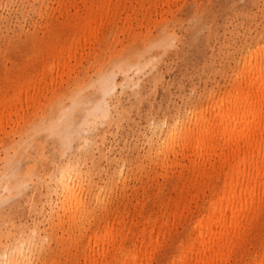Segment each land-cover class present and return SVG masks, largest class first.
I'll return each mask as SVG.
<instances>
[{
    "label": "bare ground",
    "instance_id": "1",
    "mask_svg": "<svg viewBox=\"0 0 264 264\" xmlns=\"http://www.w3.org/2000/svg\"><path fill=\"white\" fill-rule=\"evenodd\" d=\"M56 2L58 16L31 37L29 55L6 68L0 81V207L17 197L13 209L21 216L15 221L0 210V264H152L165 246L161 264H264V38L243 53L228 91L169 121H154L145 135L161 177L176 175L160 210H146L143 199L126 213L113 205L111 220L85 230L96 208L102 212L109 202L95 178L102 171L118 179L123 174L119 159L100 147L106 133L122 122L127 91H140L141 77L155 65L152 49L167 50L175 36L168 28L146 35L141 46L98 61L95 77L75 73L62 88L50 89L52 72L68 71L87 42L106 40L107 26L126 10V0ZM48 137L60 146L59 160L58 147L46 151ZM72 147L77 155L66 154ZM54 241L62 247L51 257Z\"/></svg>",
    "mask_w": 264,
    "mask_h": 264
},
{
    "label": "rangeland",
    "instance_id": "2",
    "mask_svg": "<svg viewBox=\"0 0 264 264\" xmlns=\"http://www.w3.org/2000/svg\"><path fill=\"white\" fill-rule=\"evenodd\" d=\"M56 1L57 0H0V81L3 82L6 68L12 65L15 66L16 64L21 65L25 55H29L31 37L39 33V30L41 31L42 27H45L47 23L53 21V17L58 16V4ZM151 1L126 0V10L122 12L119 19H117L118 21H113L107 26L108 29L106 28L105 30V39L107 41L103 39L104 41L102 40L101 44L98 42L95 43L94 41L93 44L92 41L87 42L88 44L86 43L82 48L78 49L75 59H71L70 66L73 65L69 68L71 71H67L66 68H59L57 72L53 71L51 74V76L53 75L51 77L53 78V82L51 86L49 85L50 89L52 87L58 88V86L62 88L66 85L65 83L68 76L73 77L75 73H79L82 77L85 75L95 77L94 74H96V68L99 62H107L114 50L117 52H126L131 49L134 43L139 47L142 45L141 41L146 35H155L161 29L168 28L169 32H174L173 35L176 40H173L172 46L170 45L171 48L168 47L167 50H161L160 48L152 49L151 53L157 54L155 65L153 67L149 66V73L147 72L146 75L141 77L142 88L140 87V91L137 92L135 88L127 91L128 94L125 95L122 102L124 105L122 122L118 123L116 126L115 124L110 126V129L106 133L107 139L105 143L100 146H104L105 150L108 149L109 152L111 151V155L119 159L118 162L122 164V166L124 165L122 167L124 175L122 174V177L118 179L117 176L114 175V177H109L106 172L102 171L101 175L95 178L97 185H105L103 187L104 189L102 188L101 190L105 193V195L103 193L101 194L102 201L109 202L107 203V208L102 212V209L96 208L97 213H95L94 220L91 221V223L93 222L95 225L93 223H90L91 225L86 224L85 230L88 228L94 229L96 227H101L103 225L102 219L104 218V221L111 220L114 214V212H112L114 206H117L120 212L126 213L124 210L125 207L132 209L134 205L137 206L136 203L145 202L146 210L151 212L160 210V202L171 192L176 175L174 176L172 172H169L165 177H161L162 174L160 172L163 173V171H160L158 164L156 165V155L153 152H151V154L148 153V143H146L145 135L150 133L149 130H151L154 121L159 122V124L162 122V118L165 121H169L172 117L180 114L182 115L184 110L188 109V107L196 106V104L197 106L204 104L212 94L217 96L224 93L226 89L228 91L232 83L230 78L238 69L243 53H245L249 47H254L257 42L261 44L264 38V0ZM164 2L166 4H164ZM194 14H196L195 17ZM176 26L178 27L176 28ZM172 28H174V30H172ZM261 30L263 34L260 32ZM260 34L262 39L260 38ZM51 35H53V33L47 34L46 36L48 37ZM179 36L181 38H179ZM7 42H9V45ZM106 43H108V46ZM246 45L247 47H245ZM87 46H89V48ZM10 47L11 49L9 50L11 51L8 50ZM101 53H103V56H106L102 58ZM1 56L3 57L1 58ZM78 58L82 59L80 60ZM95 58L97 59L96 61ZM234 59L236 61H233ZM103 60L105 61L103 62ZM97 62L98 64H96ZM91 63L95 64L91 65ZM109 65L106 64V66ZM235 65L237 67H235ZM47 79L49 82V78ZM49 95L50 93L47 94V96ZM125 111L127 113H125ZM156 118L159 121L155 120ZM148 120H150V122ZM52 141V138H47L46 151H51V148L54 147V149H56V147H58L55 153V160H59L60 158L58 157L57 151L59 152L61 150L60 146H56ZM77 151L80 150L72 147L66 151V154L70 153L69 155H71L72 153V155H77ZM95 154L97 156L98 152L96 153L95 151ZM127 160L128 162L126 163ZM104 163L105 161H103L102 166H104ZM107 167L108 166L105 165L104 169ZM174 170L176 169H173V171ZM100 177H102L101 180ZM125 178L127 179L125 180ZM112 182L115 183L113 184ZM106 185H108V187H106ZM138 189L140 190L137 191ZM148 195L152 197L150 198ZM16 198L5 202L0 207V210L4 208L7 212L9 211L7 215L13 217V220L18 221V219H21V216H19L18 212L14 213L13 209L15 208L13 206H15L16 200L19 199ZM23 201L25 202V200ZM21 203H18L19 207H21ZM33 217L34 215L31 214L26 217V219L31 221ZM177 228L179 232L182 230L180 226ZM75 233L77 232L75 231ZM60 234L61 232L58 230L57 235ZM82 242L80 241V243H77L78 247H82L84 240ZM51 245V257H53L57 255L56 253L61 249L62 245L61 242L57 241H54V243L52 242ZM166 247L167 246L162 248L159 253H156L157 258L153 260L152 264H156L158 260L159 264H161ZM70 250H72V252L75 251L72 247ZM60 261H64L63 256H61Z\"/></svg>",
    "mask_w": 264,
    "mask_h": 264
}]
</instances>
